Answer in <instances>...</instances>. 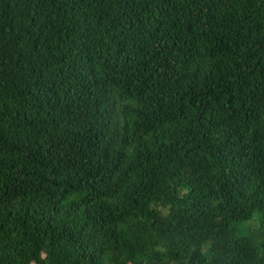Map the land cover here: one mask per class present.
I'll use <instances>...</instances> for the list:
<instances>
[{
    "label": "trees",
    "instance_id": "1",
    "mask_svg": "<svg viewBox=\"0 0 264 264\" xmlns=\"http://www.w3.org/2000/svg\"><path fill=\"white\" fill-rule=\"evenodd\" d=\"M0 264H264V0H0Z\"/></svg>",
    "mask_w": 264,
    "mask_h": 264
},
{
    "label": "rangeland",
    "instance_id": "2",
    "mask_svg": "<svg viewBox=\"0 0 264 264\" xmlns=\"http://www.w3.org/2000/svg\"><path fill=\"white\" fill-rule=\"evenodd\" d=\"M248 224H249V226H250L251 228H253V227H255L256 222H254V221H250Z\"/></svg>",
    "mask_w": 264,
    "mask_h": 264
}]
</instances>
